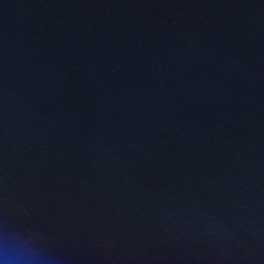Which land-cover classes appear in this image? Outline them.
Instances as JSON below:
<instances>
[{
    "label": "water",
    "instance_id": "95a60500",
    "mask_svg": "<svg viewBox=\"0 0 264 264\" xmlns=\"http://www.w3.org/2000/svg\"><path fill=\"white\" fill-rule=\"evenodd\" d=\"M264 264V0H0V264Z\"/></svg>",
    "mask_w": 264,
    "mask_h": 264
},
{
    "label": "clouds",
    "instance_id": "9594fccd",
    "mask_svg": "<svg viewBox=\"0 0 264 264\" xmlns=\"http://www.w3.org/2000/svg\"><path fill=\"white\" fill-rule=\"evenodd\" d=\"M5 264H6V262H5Z\"/></svg>",
    "mask_w": 264,
    "mask_h": 264
}]
</instances>
